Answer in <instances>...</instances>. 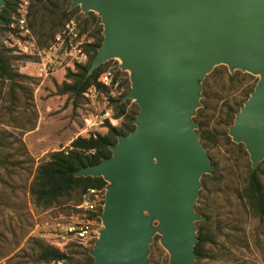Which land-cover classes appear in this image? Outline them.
Here are the masks:
<instances>
[{
	"label": "water",
	"instance_id": "95a60500",
	"mask_svg": "<svg viewBox=\"0 0 264 264\" xmlns=\"http://www.w3.org/2000/svg\"><path fill=\"white\" fill-rule=\"evenodd\" d=\"M76 7L102 26L86 79L118 60L130 82L122 102L138 108L111 156L74 174L106 182L92 264H148L156 232L169 264H197L194 204L212 172L192 120L201 82L217 66L258 77L228 130L255 171L264 161V0H70Z\"/></svg>",
	"mask_w": 264,
	"mask_h": 264
},
{
	"label": "rangeland",
	"instance_id": "374dc122",
	"mask_svg": "<svg viewBox=\"0 0 264 264\" xmlns=\"http://www.w3.org/2000/svg\"><path fill=\"white\" fill-rule=\"evenodd\" d=\"M63 1L58 0L60 7L67 4ZM33 3L34 0H29L27 25ZM80 14L86 18L79 10L70 19L76 25L77 41H84L82 49L86 60L80 64L56 41V36L64 29L45 47H40L33 32L28 42L21 40L10 27L0 32V49L8 50L11 68L20 75L13 88L0 80V264H51V261L40 260L38 244L58 249L77 264L83 252L90 256L93 249V245L84 248L63 235V224L92 218L78 209L84 194L80 197L73 193L49 208L35 205L30 195L36 169L52 153L67 152L78 137L106 133L102 118L105 111H110L115 121L113 124L108 121L110 125L118 127L122 123V118H114V100L122 97V101L128 93L124 94V76L121 75L125 73L128 78V73L119 69L118 60L108 61L104 71L112 73L117 88L95 87L94 95L80 98L60 93L61 87L70 82L68 71L74 72L76 65L87 63L85 45L93 42L91 29L80 32ZM92 15L98 18L95 13L87 17ZM233 75L234 78H229ZM257 78L240 71L230 74L225 66H217L201 82L200 107L195 116L201 109L200 121L204 128L215 131L217 136L216 142L208 144V150L204 148L212 172L201 177L194 204L199 221L203 217L196 212V205L207 213L205 228L214 241L206 245L207 256L201 264H264V221L252 213L242 193L251 164L243 145L232 142L228 136L235 114L248 99L245 95L251 87L254 89ZM130 104L134 103L130 101L127 109ZM231 109L235 111L233 120L229 118ZM195 132L199 134L198 127ZM225 133L229 141L223 136ZM262 162L256 170L264 185ZM98 197L102 203L104 196L99 192ZM94 222L95 228L100 229L101 222L96 219ZM156 225L157 222H153V226ZM160 238L157 232L152 237L148 264H169Z\"/></svg>",
	"mask_w": 264,
	"mask_h": 264
},
{
	"label": "trees",
	"instance_id": "16d2710c",
	"mask_svg": "<svg viewBox=\"0 0 264 264\" xmlns=\"http://www.w3.org/2000/svg\"><path fill=\"white\" fill-rule=\"evenodd\" d=\"M54 1L55 0H34L30 8L28 27L31 32L36 35L40 47L47 46L54 35L63 30L65 25L71 21L70 19L72 16L79 11L78 9L69 11L68 0L63 1L67 2L64 7L59 6L57 3L58 0ZM19 2L20 0H5V5L0 14V32L6 31L13 23L14 18L18 16L17 9ZM79 18L82 23L80 27L78 23L79 29L81 28L80 32L85 33L91 29L93 42L85 45V50L88 54L87 63L85 65H76L74 72L68 71L67 79H69L70 82L64 84L60 89L62 95L68 94L73 98L85 96L86 91L91 86L100 87L101 85H99L97 80L100 75L104 73L108 65V63H106L99 66L93 74L86 79L88 69L103 39L101 34L102 27L99 25V19L96 18L95 15L83 18L80 14ZM11 31L13 30L11 29ZM7 52L8 50L0 49V80L6 82L13 88V86L17 84V79L20 78V75L11 68ZM237 74L240 73H236L235 75ZM121 75L124 76L122 85L125 88L124 94H126L130 89V84L127 74L122 73ZM235 75L229 76V78L232 79ZM252 89L251 87L249 91H247L245 99L248 98V94ZM121 98L114 100V118H122L120 126L114 127L109 124L108 120H105V134H91L86 138H76L71 142L67 152L62 150L52 153L48 160L36 169L34 179L30 186V195L35 205L49 208L62 200L68 199L73 193H77L82 197L83 194L85 195L90 189L96 190L104 196L106 182L102 178L75 177L74 174L82 167L94 165L101 162L103 159L109 158L111 156L109 146L116 144L117 136H126L134 129L132 121L138 112V108L135 104H130V107L127 109L130 101L122 102ZM241 104L237 105V110ZM201 111V109L198 111L193 121L198 125L200 143L208 150V144L216 142L217 136L215 131H209L204 128L203 123L200 121ZM234 112L235 111L231 109V113L229 114L230 120H233ZM223 136L227 141L230 140L229 137L226 136V133L223 134ZM262 163H264V161ZM242 193L252 213L258 219L264 221V185L257 170H251L249 172ZM101 202L97 213L90 215L93 219H96L99 224V215L102 211L104 197ZM195 208L196 212L203 217L202 221L196 222L195 224L197 228V242L194 246L197 264H201L207 256L206 245L212 244L214 241L205 228L208 219L207 213L201 209L199 204L196 205ZM38 249L41 261L52 262L68 260V264H77L71 262L67 255L61 253L54 247L38 244ZM92 261V257L85 251L82 253V259L79 261V264H92Z\"/></svg>",
	"mask_w": 264,
	"mask_h": 264
},
{
	"label": "built area",
	"instance_id": "2783aa9c",
	"mask_svg": "<svg viewBox=\"0 0 264 264\" xmlns=\"http://www.w3.org/2000/svg\"><path fill=\"white\" fill-rule=\"evenodd\" d=\"M29 8V0H20L17 14L18 16L14 18L13 23L10 28L15 32L18 37L24 42L32 40L31 31L27 25V15ZM56 41H60L62 45L65 46V50L73 55V58L77 63H83L86 60V55L83 52L82 46L84 44L83 40L77 41V31L74 21H69L63 30V33L56 36ZM97 82L102 88L115 89L118 86L117 82H114L112 73L107 71L100 75ZM96 86H91L85 93V96L94 95L96 93ZM104 120H108L111 124L115 121L110 116V111H105L102 117ZM99 192L93 189L88 190L83 196L78 209L84 211L85 213L91 215L96 214L98 207L101 203L99 197ZM63 235L71 240L77 241L78 244L84 248L90 247L94 244L97 235L98 228H95V222L93 218H88L85 221H75L73 223L63 224ZM51 264H68L65 260L52 261Z\"/></svg>",
	"mask_w": 264,
	"mask_h": 264
}]
</instances>
